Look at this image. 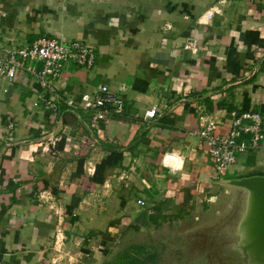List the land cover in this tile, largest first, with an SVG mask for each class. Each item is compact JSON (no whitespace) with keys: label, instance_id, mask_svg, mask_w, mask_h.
<instances>
[{"label":"crops","instance_id":"obj_1","mask_svg":"<svg viewBox=\"0 0 264 264\" xmlns=\"http://www.w3.org/2000/svg\"><path fill=\"white\" fill-rule=\"evenodd\" d=\"M40 36L92 45L93 67L66 65L56 87L78 104L107 85L124 113L97 133L80 109L32 108V75L0 78V264H153L136 251L171 241L176 221L221 211L218 181L264 176V141L221 178L194 136L201 114L221 118L219 131L231 111L264 125V0H0V51ZM81 138L92 144L79 171ZM113 151L121 163L79 191ZM169 151L183 158L176 175L160 165Z\"/></svg>","mask_w":264,"mask_h":264},{"label":"built area","instance_id":"obj_2","mask_svg":"<svg viewBox=\"0 0 264 264\" xmlns=\"http://www.w3.org/2000/svg\"><path fill=\"white\" fill-rule=\"evenodd\" d=\"M216 13L212 9L207 12V18ZM95 58V48L84 41L66 42L58 37L40 36L27 47L0 51V78L13 82L21 72L32 75L38 86L32 108L45 110L52 117H57L63 107L68 111L80 109L88 114V127L98 133L101 124H107L124 113L123 98L107 85H102L94 92L80 94L78 104H75L72 97L62 94L56 87L66 65L90 69ZM156 114L157 109L152 108L144 113V119H153ZM228 117L230 125L227 130L219 131L225 125L221 118L201 114L194 133L219 177L236 163L238 155L259 150L264 141L260 113L231 111ZM12 126L9 124L8 128ZM55 143V139L50 140L51 146L54 147ZM182 161L183 158L172 151L164 152L160 157V165L171 175L181 170ZM137 203L145 205L142 200Z\"/></svg>","mask_w":264,"mask_h":264},{"label":"water","instance_id":"obj_3","mask_svg":"<svg viewBox=\"0 0 264 264\" xmlns=\"http://www.w3.org/2000/svg\"><path fill=\"white\" fill-rule=\"evenodd\" d=\"M218 184L228 192L227 204L175 234L185 256L170 264H264V176Z\"/></svg>","mask_w":264,"mask_h":264},{"label":"rangeland","instance_id":"obj_4","mask_svg":"<svg viewBox=\"0 0 264 264\" xmlns=\"http://www.w3.org/2000/svg\"><path fill=\"white\" fill-rule=\"evenodd\" d=\"M230 177V176H227ZM225 188H223L224 190ZM206 214H202L200 218L202 219ZM212 216V215H211ZM195 216L187 217L186 219H183L181 222H175L170 225L171 229H175L178 231L185 230L189 227L197 226L204 221L197 222ZM163 241L161 243H157L156 245L153 243V246L151 248H139V250L136 251L138 254V257L141 259L149 256L150 260L154 261L153 264H166L165 262H180L181 258L185 256L184 249L182 247H178V244L181 242L180 239H178V236H173L171 238V241ZM192 250V249H191ZM193 254V253H192ZM194 255V254H193ZM183 260V259H182Z\"/></svg>","mask_w":264,"mask_h":264},{"label":"trees","instance_id":"obj_5","mask_svg":"<svg viewBox=\"0 0 264 264\" xmlns=\"http://www.w3.org/2000/svg\"><path fill=\"white\" fill-rule=\"evenodd\" d=\"M80 153L77 170L80 171L83 160L87 157L90 151V145L92 140L89 138H81ZM62 147V142L59 143L58 148ZM122 160V153L113 151L107 158L102 160L96 165L92 178H82L81 184L78 186L79 191L86 192L91 191L96 184H101L105 180V172L118 166ZM150 258H146V260ZM145 261V260H144Z\"/></svg>","mask_w":264,"mask_h":264}]
</instances>
